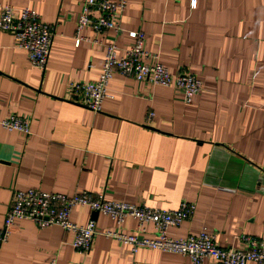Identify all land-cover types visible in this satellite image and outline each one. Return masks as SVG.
<instances>
[{
  "label": "crops",
  "instance_id": "crops-1",
  "mask_svg": "<svg viewBox=\"0 0 264 264\" xmlns=\"http://www.w3.org/2000/svg\"><path fill=\"white\" fill-rule=\"evenodd\" d=\"M84 1L0 0V14L3 6L30 8L56 33L40 70L0 30V121L16 115L30 123L29 135L0 126V228L17 191H86L165 210L195 204L193 218L169 230L172 239L206 229L225 249L241 248L242 235L264 240V0H198L196 8L191 0H129L115 20L120 34L85 28L78 46ZM129 32L144 34V49L170 73L202 82L192 104L173 88L120 75L101 112L67 98L71 82L99 78L108 44L120 54L135 45ZM93 214L76 207L71 216L80 226L96 224L89 254L73 248L74 234L24 220L1 247L0 264H49L54 257L57 264H193L145 248L133 256L104 232L135 234L138 222L119 225ZM145 229L142 236L156 237L153 225Z\"/></svg>",
  "mask_w": 264,
  "mask_h": 264
},
{
  "label": "built area",
  "instance_id": "built-area-1",
  "mask_svg": "<svg viewBox=\"0 0 264 264\" xmlns=\"http://www.w3.org/2000/svg\"><path fill=\"white\" fill-rule=\"evenodd\" d=\"M128 2L129 0H85L77 25L76 44L79 46L85 41L81 35L85 28L92 29L96 34L111 30L120 34L122 29L116 26L115 20L126 11ZM197 2L198 0H191L193 8H196ZM0 30L14 36L16 47L27 53L33 67L46 69L56 34L53 26L44 23L30 8L16 10L12 6H3L0 14ZM128 36L135 41V45L120 54L115 43L108 44L99 78L89 83L71 82L68 85L67 98L92 112H101L103 102L110 97L111 80L116 75H120L138 82H146L154 87L173 88L183 95L186 104H192L202 91V82L195 75L186 72L170 73L160 62L158 54L144 49V34L129 32ZM153 117L152 112L147 116V125ZM0 126L9 132L30 134V123L16 115L1 120ZM76 207H87L94 212L104 214L119 225L128 218L136 220L138 230L135 234L104 232L105 237L129 246L133 256L140 249L145 248L188 257L193 264H203L206 260H213L215 264H248L249 262L264 264V240L251 236H240L242 247L230 249L220 247L214 234L206 229L198 236L172 239L169 230L179 228L184 222L193 218L196 212V205L193 203L183 202L177 210H165L108 201L102 195L96 196L86 191L72 196L47 193L37 189L17 191L0 228V249L18 223L27 220L41 229L56 226L64 232L74 234L73 248L80 254H89L99 232L95 222L80 226L71 220L72 212ZM149 224L156 229L154 238L142 236L146 233L145 226ZM49 264H57V258H52Z\"/></svg>",
  "mask_w": 264,
  "mask_h": 264
},
{
  "label": "water",
  "instance_id": "water-1",
  "mask_svg": "<svg viewBox=\"0 0 264 264\" xmlns=\"http://www.w3.org/2000/svg\"><path fill=\"white\" fill-rule=\"evenodd\" d=\"M99 213L98 212H94L93 214V218L96 219L98 217Z\"/></svg>",
  "mask_w": 264,
  "mask_h": 264
}]
</instances>
